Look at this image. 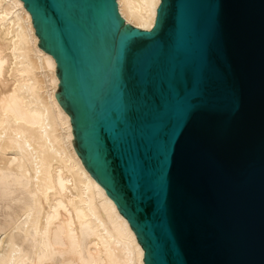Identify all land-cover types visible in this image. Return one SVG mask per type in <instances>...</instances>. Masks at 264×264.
Wrapping results in <instances>:
<instances>
[{
	"label": "water",
	"instance_id": "95a60500",
	"mask_svg": "<svg viewBox=\"0 0 264 264\" xmlns=\"http://www.w3.org/2000/svg\"><path fill=\"white\" fill-rule=\"evenodd\" d=\"M75 150L146 264H264V0H22Z\"/></svg>",
	"mask_w": 264,
	"mask_h": 264
},
{
	"label": "bare ground",
	"instance_id": "6f19581e",
	"mask_svg": "<svg viewBox=\"0 0 264 264\" xmlns=\"http://www.w3.org/2000/svg\"><path fill=\"white\" fill-rule=\"evenodd\" d=\"M161 0H117L151 31ZM22 0H0V264H146L129 221L75 150L56 93V58L39 47Z\"/></svg>",
	"mask_w": 264,
	"mask_h": 264
}]
</instances>
